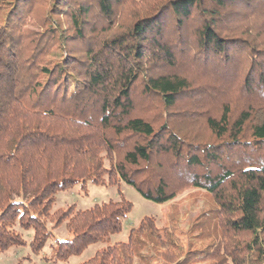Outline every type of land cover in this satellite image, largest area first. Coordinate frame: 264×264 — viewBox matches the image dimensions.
<instances>
[{
  "label": "trees",
  "instance_id": "obj_1",
  "mask_svg": "<svg viewBox=\"0 0 264 264\" xmlns=\"http://www.w3.org/2000/svg\"><path fill=\"white\" fill-rule=\"evenodd\" d=\"M38 1L0 0V252L20 227L38 254L65 219L58 258L108 244L130 202L52 205L122 181L156 204L213 196L219 235L180 264H264V0H47L34 34ZM146 222L83 264H134Z\"/></svg>",
  "mask_w": 264,
  "mask_h": 264
},
{
  "label": "rangeland",
  "instance_id": "obj_2",
  "mask_svg": "<svg viewBox=\"0 0 264 264\" xmlns=\"http://www.w3.org/2000/svg\"><path fill=\"white\" fill-rule=\"evenodd\" d=\"M46 1L39 0L35 4L34 17L27 24V29L34 34L44 30L41 19L43 13H46ZM61 23L63 25V21ZM68 26L66 24L64 28ZM249 64L250 62L241 67L246 70ZM122 200L130 202L132 207L122 221L121 232L111 236L108 244L90 245L81 254L62 260L58 258L55 249L60 242L72 241L73 235L67 228V219L58 224L54 220L48 222L54 236L38 254L32 251L30 245L33 231L17 227L16 231L22 234L25 245L0 252V264H83L104 247L128 243L131 233L139 231L145 219V231L152 230L154 234L150 238L147 237V232L134 235L137 246L140 243L146 246L136 248L134 264H180L186 257H194L196 252L205 250L219 235L218 231H214L213 225L219 206L210 193L197 189H188L167 204H156L144 199L133 187L122 181L104 186L88 182L85 188L76 185L66 191L57 192L52 211L74 213L89 210L97 204Z\"/></svg>",
  "mask_w": 264,
  "mask_h": 264
}]
</instances>
